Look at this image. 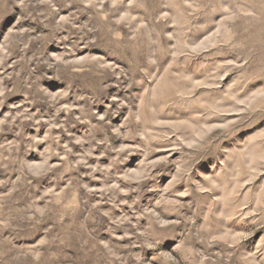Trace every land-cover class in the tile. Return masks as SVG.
Segmentation results:
<instances>
[{
    "label": "rangeland",
    "instance_id": "rangeland-1",
    "mask_svg": "<svg viewBox=\"0 0 264 264\" xmlns=\"http://www.w3.org/2000/svg\"><path fill=\"white\" fill-rule=\"evenodd\" d=\"M22 3L0 0V200L52 201L101 248L135 238L90 217L131 220L161 264H264V0ZM50 223L0 247H46ZM87 247L65 253L127 255Z\"/></svg>",
    "mask_w": 264,
    "mask_h": 264
},
{
    "label": "clouds",
    "instance_id": "clouds-1",
    "mask_svg": "<svg viewBox=\"0 0 264 264\" xmlns=\"http://www.w3.org/2000/svg\"><path fill=\"white\" fill-rule=\"evenodd\" d=\"M45 2V0H28V4H21L22 7L31 5L35 8L38 4ZM5 4H9L14 7L17 3H21V0H4ZM22 19V18H21ZM20 23V20H17ZM19 35V34H18ZM52 65L50 64L49 67ZM31 87V85H28ZM71 87V85L69 86ZM4 91L0 90V96H4ZM3 101L0 100V104ZM34 150V147H33ZM55 153H53L54 155ZM50 158V157H48ZM55 166L50 165L49 171ZM25 177V184H31V180L27 179V169L23 171ZM6 181H0V186L5 185ZM17 187H13L12 191H17ZM135 189H133L134 191ZM39 199H43L40 197ZM11 200V192L3 200H0V236H2L4 230H11V232L19 234L27 229L38 228L43 225H50L47 228L41 230L48 231L50 236L46 241V247H36L27 250H17L15 247L3 246L0 247V264H82V258H74L70 254H66L65 250L68 247H74L77 251H84L85 245H88L87 252H95L96 257L106 258L110 253H113V249L116 251H126V256L115 257L119 264H140L141 254L133 252V248L153 249L152 260H148L144 257V264H161L159 254L155 249L157 245L161 243V239L158 236L149 235L146 232L135 231L136 225L131 220L127 222H117L110 220L105 222L102 214L101 216H94L89 218V222L92 224L91 232L107 231L109 235L115 236L117 231H123L126 234H131L135 239L127 244L113 243L110 248L105 244L101 248L98 245L91 244L86 239L87 225H80L78 228H74L72 225L67 227L62 223L63 216L57 212L53 207L54 202L47 201L42 211H38L36 208L37 201H33L32 204L23 210L15 208L16 201ZM98 211V210H97ZM125 223L127 226H124ZM115 225V227H112ZM55 230V231H53ZM126 237H116V240H123ZM138 241V242H137ZM107 250V251H105ZM109 264H113L112 261Z\"/></svg>",
    "mask_w": 264,
    "mask_h": 264
}]
</instances>
